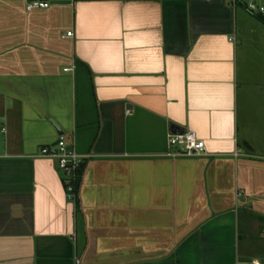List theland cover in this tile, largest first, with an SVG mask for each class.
<instances>
[{
	"label": "crops",
	"instance_id": "obj_1",
	"mask_svg": "<svg viewBox=\"0 0 264 264\" xmlns=\"http://www.w3.org/2000/svg\"><path fill=\"white\" fill-rule=\"evenodd\" d=\"M29 1L0 0V264H264V13ZM171 122L206 153L169 156ZM62 134L92 156L78 210L41 155Z\"/></svg>",
	"mask_w": 264,
	"mask_h": 264
},
{
	"label": "built area",
	"instance_id": "obj_2",
	"mask_svg": "<svg viewBox=\"0 0 264 264\" xmlns=\"http://www.w3.org/2000/svg\"><path fill=\"white\" fill-rule=\"evenodd\" d=\"M234 8L244 3L243 0H224ZM245 4V3H244ZM50 4L42 0H31L27 5L28 11L35 9L49 8ZM246 10L251 14H263L264 6L256 0H251L245 4ZM69 36L72 33H68ZM169 146L175 151L169 153V156H202L206 153V142L199 139L196 133L188 131L182 135H170ZM43 158L51 160L57 169L64 175L61 176L69 202L76 207V202L80 199V186L84 176L87 163L90 161V155L85 156L77 152L75 147L70 143L68 138L62 134L59 136L54 148H44L41 152Z\"/></svg>",
	"mask_w": 264,
	"mask_h": 264
},
{
	"label": "water",
	"instance_id": "obj_3",
	"mask_svg": "<svg viewBox=\"0 0 264 264\" xmlns=\"http://www.w3.org/2000/svg\"><path fill=\"white\" fill-rule=\"evenodd\" d=\"M170 135H182L188 132L187 128L171 122L169 124ZM51 161V160H50ZM52 162V161H51Z\"/></svg>",
	"mask_w": 264,
	"mask_h": 264
},
{
	"label": "trees",
	"instance_id": "obj_4",
	"mask_svg": "<svg viewBox=\"0 0 264 264\" xmlns=\"http://www.w3.org/2000/svg\"><path fill=\"white\" fill-rule=\"evenodd\" d=\"M243 4L242 2L240 3V5ZM262 22L264 23V18L261 19ZM80 208V199L77 200L76 202V210H78Z\"/></svg>",
	"mask_w": 264,
	"mask_h": 264
},
{
	"label": "rangeland",
	"instance_id": "obj_5",
	"mask_svg": "<svg viewBox=\"0 0 264 264\" xmlns=\"http://www.w3.org/2000/svg\"><path fill=\"white\" fill-rule=\"evenodd\" d=\"M258 3H259V0H256ZM260 4V3H259ZM59 174L61 175V176H63V178H64V175H63V173L61 172V171H59ZM64 180H65V178H64Z\"/></svg>",
	"mask_w": 264,
	"mask_h": 264
}]
</instances>
